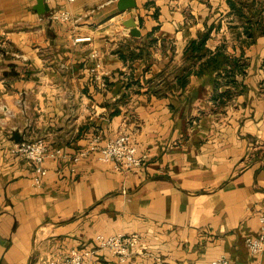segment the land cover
<instances>
[{
  "label": "crops",
  "instance_id": "1",
  "mask_svg": "<svg viewBox=\"0 0 264 264\" xmlns=\"http://www.w3.org/2000/svg\"><path fill=\"white\" fill-rule=\"evenodd\" d=\"M43 1L45 13L37 0H0V264H42L117 233L139 237L129 260L98 250L88 264H264L245 242L264 212V25L245 45L228 0H136L123 12L117 0ZM234 1L247 16L259 3ZM61 9L75 20L47 18ZM205 34L211 54L249 57L233 94H220L228 85L216 71L197 73L207 56L185 55ZM122 131L147 156L143 168L117 171L96 151L73 161L92 138ZM16 134L63 150L41 188L11 151Z\"/></svg>",
  "mask_w": 264,
  "mask_h": 264
},
{
  "label": "built area",
  "instance_id": "2",
  "mask_svg": "<svg viewBox=\"0 0 264 264\" xmlns=\"http://www.w3.org/2000/svg\"><path fill=\"white\" fill-rule=\"evenodd\" d=\"M72 1V0H69ZM47 18L50 21L71 22L75 20L70 10L61 9L52 11ZM90 37L77 38L76 40H88ZM96 57V54H93ZM99 63L90 68V73L102 82ZM11 151L23 159H26L34 166L32 176L33 185L41 188L44 179L48 174L46 166L47 160H58L63 155L60 147H52L44 137L34 139H22L13 141ZM96 151L100 154V159L112 164L117 171H131L143 168L145 165L146 155L138 154L137 144L133 136L126 131L119 132L115 136L107 139L104 144L98 143V137L92 138L89 147L81 150L73 156V161H78L81 157L89 155ZM259 229L255 236H249L245 242L249 252L254 256H261L264 251V212L259 217ZM96 245L91 249L79 250L74 248L67 256H53L42 264H88L87 259L98 250H107L118 258L120 262H125L134 253L139 242V237L135 233L124 234L117 233L109 236H97ZM211 264H233L225 256L217 257L212 260ZM257 264H262L257 262Z\"/></svg>",
  "mask_w": 264,
  "mask_h": 264
},
{
  "label": "trees",
  "instance_id": "3",
  "mask_svg": "<svg viewBox=\"0 0 264 264\" xmlns=\"http://www.w3.org/2000/svg\"><path fill=\"white\" fill-rule=\"evenodd\" d=\"M230 6L240 15L248 18L243 11V3H236L234 0H228ZM251 24H248V27ZM248 37H250V42L246 39L243 40V43L249 44L255 40V35L253 31H250ZM207 35H202L198 39L191 40L186 49L185 55L190 60H201L207 56V58L200 62V68L197 73L203 72L204 69H211L216 71V85H219L220 79H224L228 88L220 93V94H233L231 91V85L236 84L237 80L235 79L236 74L244 75V67L242 66L244 63V52L242 51L239 56H228L222 50L221 47L211 54V51L206 50L205 43L207 40ZM191 70V69H190ZM189 68H184L179 73L177 82L181 87H184L187 83V76L190 74ZM220 78V79H219Z\"/></svg>",
  "mask_w": 264,
  "mask_h": 264
},
{
  "label": "rangeland",
  "instance_id": "4",
  "mask_svg": "<svg viewBox=\"0 0 264 264\" xmlns=\"http://www.w3.org/2000/svg\"><path fill=\"white\" fill-rule=\"evenodd\" d=\"M262 1H263V4H261V2L259 0L258 1L259 3L256 5L258 8H260L259 9V12H261V14H262V15L259 14V15H261L259 18H258V16H259L258 13L255 14V12H254V10L257 11L258 8L253 9V8H250V6H248V8L246 9L248 11V13H250V16L248 18H245L243 16H238V18L242 17L240 19V22L242 21V22H245L246 23V25L244 26V29H245L244 30V33H245L244 34V38L247 41H249V42H250V37H248V34L247 33H249L250 31H253V32L255 31L256 34H254V35H255V39H256V37L259 35L258 33L260 32V30L263 29V25H264L263 24V22H264V0H262ZM260 21H261V23H260ZM253 23H254V25H253ZM248 24H251V25L248 27ZM258 26L261 29H259ZM241 52H240V54H241ZM248 58L249 57H247V56L244 57V63L242 65L244 67V76H246L248 74V70L251 69V67L249 66V60H248ZM262 65L264 66V62H263ZM249 67H250V69H249ZM253 71H252V73H253ZM239 75H241V74H239ZM241 85L242 84L239 82V87H241ZM243 86H244V90L247 91L248 90V85L245 83V84H243ZM231 87H233V89L236 90V84L231 85ZM239 90H241V89H239ZM261 150L263 152L262 154H264V149H261Z\"/></svg>",
  "mask_w": 264,
  "mask_h": 264
},
{
  "label": "water",
  "instance_id": "5",
  "mask_svg": "<svg viewBox=\"0 0 264 264\" xmlns=\"http://www.w3.org/2000/svg\"><path fill=\"white\" fill-rule=\"evenodd\" d=\"M136 0H117V6L119 11H130L132 8L136 7ZM35 9L38 13H45L49 11V6L44 3L43 0H37V5L35 6ZM126 27L130 28V34L134 36H139L140 32L137 29L135 21L130 18L125 23ZM15 140L18 141V135H15Z\"/></svg>",
  "mask_w": 264,
  "mask_h": 264
}]
</instances>
